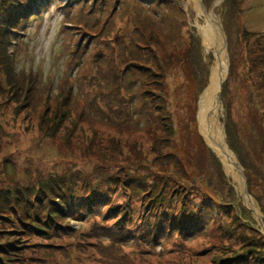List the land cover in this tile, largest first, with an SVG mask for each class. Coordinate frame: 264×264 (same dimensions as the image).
<instances>
[{"label": "rangeland", "instance_id": "rangeland-1", "mask_svg": "<svg viewBox=\"0 0 264 264\" xmlns=\"http://www.w3.org/2000/svg\"><path fill=\"white\" fill-rule=\"evenodd\" d=\"M7 2L0 0V23ZM35 2L31 13L25 16L27 23L22 33L12 35L10 46L5 48L13 54L14 64L2 59L0 30V204H8V211L20 195V203L29 214L35 207L43 212L52 198L62 202L57 200L61 191L58 184L64 186L63 192L69 188L76 199L91 191H102L107 197L90 209L79 199V211L96 210L99 204L98 215H79L75 211L73 218L62 220L65 217L59 214L49 238L32 237V246L34 240L38 243L33 247L29 241L23 243L27 248L24 257L42 252L50 257L55 249L56 264H111L107 258L125 264L117 260L119 256L130 264H230L227 257L244 253L247 261L234 264L260 263L259 257H264V212L257 200L260 198L264 205V188L259 186L264 170L261 179L250 182V197L262 218L250 212L252 220H246L230 202L233 198L227 185L233 186L232 177L228 179L223 168H215L198 138L197 103L214 62L211 51L208 54L203 50L196 30L195 24H203L204 17L197 18L192 9L187 12L186 0ZM203 3L220 21L226 37L227 74L223 82L226 86L221 87L219 122L224 132L228 126L233 146L247 165L253 166L251 173L256 176L255 167L264 164V0ZM67 5L84 28L71 26L73 18L63 8ZM78 41L86 48V54L82 48L75 56H69ZM201 49L202 60L197 57H201ZM7 57L9 60L11 56ZM98 61L103 67L111 62L119 65L105 71L109 72L112 86L124 96L122 103L110 112L98 102L101 113L108 118L88 109V102L94 97L103 99L102 90L97 91L101 94L94 93ZM168 61L173 63L172 70L165 72L164 62ZM200 63L206 64V74L202 76L200 68L193 66ZM146 68H153L157 76ZM21 69L37 72L33 93L28 91L30 82L20 81ZM64 79L70 81L76 96V112L71 100L56 97L59 88L64 87L59 85ZM159 84L163 86L158 88L163 97L155 99ZM133 99L138 101L132 102ZM79 100L85 104L81 118L77 116ZM107 102H111L109 97ZM132 108H136L137 116L132 114V119L127 120ZM155 179L179 190L178 200H186L181 205L175 201L174 192L166 193L163 212L167 217L182 210L207 216L201 221L186 219L185 226L191 224L200 235L175 244V237H164L169 229L165 223L162 228L156 227L162 235L153 248L149 236L144 234L137 242V235L130 237L119 231L117 223L128 225V219L133 224L137 219L140 226L141 221L149 222L143 213L147 197L137 193L136 188L156 191ZM147 195L150 199L151 193ZM119 204L124 206L123 212L131 213L130 217L110 212L108 206ZM65 208L68 210V206ZM119 218L122 220L116 223ZM16 219L17 215L15 220L9 219L11 229L17 230ZM238 222L242 225L236 236L232 231ZM116 232L121 233L115 235ZM240 232L245 236H239ZM19 238L23 240L24 236ZM113 238L117 243L109 244L108 239ZM59 240L65 242L60 244ZM17 244L20 246V241ZM19 251L20 248L14 249L10 256L19 258ZM26 262L39 264L28 259Z\"/></svg>", "mask_w": 264, "mask_h": 264}, {"label": "trees", "instance_id": "trees-1", "mask_svg": "<svg viewBox=\"0 0 264 264\" xmlns=\"http://www.w3.org/2000/svg\"><path fill=\"white\" fill-rule=\"evenodd\" d=\"M36 0H32L33 3H30L27 0H8L7 3H5V8H4V14L1 17V35L3 38V43H2V59L6 62L12 63L14 64V56L13 54H11L10 52L7 53V51L5 50V48H8V46H10L11 44V38L13 37L12 35H18L20 33H22L21 31L23 30V26L26 25V19L25 16L26 14L31 13V11L34 8V4H37L35 2ZM46 3H50L51 0H42ZM204 4V3H203ZM206 10L207 7L204 4ZM143 7V6H142ZM36 8V7H35ZM37 8L39 9L40 6L37 5ZM63 8H67L64 9L66 15H69L73 18L74 23L71 24V26L77 30H80L81 28H84L85 25L80 24L81 23V19L78 17V15H73V10H70V8H68L67 6H64ZM190 12V11H189ZM190 15V13H189ZM68 23V22H67ZM4 32V33H3ZM150 36L152 39L153 37L151 35ZM155 40L153 39V42ZM83 50V53L86 54V48L81 44V41H78L77 44H74V46L72 47L73 50L69 51V56H75L77 53L81 52L80 49ZM71 49V47L69 48ZM10 55V59L8 60L7 55ZM212 56V55H211ZM198 58H200L201 60L203 59L202 56V49H201V57L199 56V54L197 55ZM101 62H103L100 59ZM72 62V61H71ZM70 62V63H71ZM80 63V61H79ZM78 63V64H79ZM203 63V62H202ZM210 62H207L206 64H209ZM164 64L166 65L164 67V71H168V70H172V64L170 61L168 62H164ZM202 65L201 63L199 65H193L195 68L199 69L201 71V76L203 75L204 72H206L205 69V65ZM118 65L117 63H110L109 66H115ZM103 67L102 64L98 61V64L96 66V76L94 78V84L96 85L97 88L96 92L94 91L95 95L97 94H101L102 92L97 93V91L102 90L103 91V99H101L100 97L96 96L93 98L92 102H88V109L89 111L94 109L95 113L100 114L102 118H108L110 116H107V114H103L101 113L102 111L100 110V108L98 107V102L103 103L106 106V109H108L110 112L115 111L116 108L115 106L119 105L122 103V99L124 98V96L122 95L121 92H119V88H115L112 86V83L109 79V72H106L107 70H110V67ZM119 67V65L117 66ZM106 69V71H105ZM148 73L157 76L156 71L153 68H146ZM124 73H127V70L123 69ZM158 74L160 75V72H158ZM206 74V73H204ZM20 77V81L22 82H30L29 83V89L28 91H31V93H33V89H35V87H37V81H38V74L37 72L28 69L27 71L21 69L19 71V75ZM104 81V82H102ZM226 82V81H225ZM224 82V83H225ZM70 81L68 82V80L63 81V83H59L63 84L64 87L59 88V92L57 94L56 97H60V99L62 101L64 100H71V108L73 109V112H76L75 107H74V98L76 96H74L72 94V88L70 89L69 85ZM160 83H162V81L160 80ZM223 83V88H225L226 84L224 85ZM208 84V82H207ZM206 84V86H207ZM146 85V84H144ZM205 86V87H206ZM162 85L159 84V86L156 88V93L158 95H155L154 98L155 99H159L163 97V92L161 91L162 89ZM204 87V85H203ZM202 87V89H203ZM222 87V86H221ZM146 88V87H145ZM161 88V89H158ZM105 89V90H104ZM107 97L110 98L111 102H107ZM136 98V97H134ZM138 100L133 99L132 102H137ZM124 104V103H123ZM96 110H95V107ZM157 107H159V105H156ZM78 107L80 108L79 113H78V117H82L85 114V110H83L85 108V104L84 102H82L81 100L78 101ZM47 109V108H46ZM132 113L130 114V116H128L126 119L131 120L132 119V114L134 116V118L137 116V112H136V108H132ZM121 114V113H120ZM65 115V114H64ZM227 128V129H226ZM225 136H226V143H227V147H229V149L231 150V152H233L235 154V156L237 157V162L239 163V165L241 167L244 168V176L246 178V183L248 182L249 187L247 185V192L250 195L251 194V188H250V182H254L257 181L259 179H261L262 176V172L264 170V164L258 167H255V174L256 176H253L251 173V168L253 166H248V162L246 160H244L238 153V150H236V148L233 146L232 140H231V134L228 131V126L225 127ZM198 138L200 139L199 142H201L204 145V152L210 157L211 160H213L214 166L215 168L218 169V171H221L222 167L221 164L218 160V158L211 152L210 149H208L202 138L200 136H198ZM154 161H156V158L154 159ZM260 164V163H259ZM224 175V174H223ZM224 178V176H223ZM155 188L156 191H159L158 193L155 194L156 191H152L151 189L147 192L151 193L150 199H148V195L147 192L144 191L142 188H136L137 193H140V195L147 197V202L146 205L143 209V213H146V217L148 219V223H145L143 221H141L142 226L136 224L137 219L135 220L134 224L133 222L130 221V219H128V225L125 223V225L123 226L121 223H117L119 220H122V218L125 216L130 217L131 213L129 212H123V208L124 206L122 205H117V207L113 206H108L110 209V212H118L120 214H122V218H119L116 220L117 225L119 226V231H121L122 233H128L130 237L137 235L138 238L136 239L137 242H139L141 240V238L145 235L149 236L150 239V246H152L153 248L156 246L155 243H157L159 236L162 235V232L160 230V228H162L165 223H168L167 225V231L164 232V237H166V239H171L172 237H175L176 242L175 244H179L181 240H183V238H194L197 235H200L201 233L198 232L196 234V229L197 228H193L190 224H188V226H185V223L187 222V218L189 219V222H193L195 221V218H197L199 221L201 220H206L207 216H202V217H198L197 216V211H189V212H185L184 210H182L180 213H176L173 216L167 217L166 215V211H164V203L165 201L163 199H166L165 194L169 193V192H174L175 194L173 195L175 198V201L179 202L181 205H185L186 204V200L185 198H183V202L182 200H178V196L177 193L180 194L179 190L176 189H171L167 184L165 183H161V181H159L158 179H155ZM227 185V184H226ZM133 186V185H132ZM137 186V185H135ZM159 186V187H158ZM260 187L264 188V179L262 180V182L260 181L259 183ZM58 190H61L59 193V197L57 198V200H61L62 202L53 200V198L50 200L51 204L47 205V209L43 212H39L37 210L38 207H35L33 209V212L31 214H29L27 212V207L24 205H21L20 201V195H18L17 197H19L13 204H11V206H9L10 210H6L8 207V204L6 206H4V204H0V264H16L17 261H19V263L21 264H27V259L31 262H37L39 264H56V260H57V256L56 255V251L55 249H53V252L50 254V257L42 252L40 254H34L30 255L28 254V256L24 257V253L27 250V248H25L24 246V242H30L31 247L38 245L37 241L34 240L33 242L35 243V245L32 246V239L33 238H49L50 235V230L53 229V227H55L57 224L56 223V218H59V214L64 216L65 218H63L62 220H66V219H71L74 217V212L76 211L79 215L81 214H87V215H94L95 213H97V209L99 208V204L96 208V210H88V211H79L82 210V208L77 204L78 200L80 199V204H85V206H88L90 209L92 207L93 204L97 203V202H101V200L106 199L107 195L104 194V192L102 191H91L88 196H83L80 195L78 199H76L75 194L69 189V188H64L65 192L62 191L63 189V185L62 184H58L57 186ZM227 189L228 192L231 194L233 200L230 201L232 203V205H236L237 209L241 210L243 213V218L246 220H252L251 219V213L249 210H247L245 207L242 206V204L240 203V199H239V195L237 194L235 188L231 185H227ZM53 195V194H52ZM155 195V196H154ZM158 195V196H157ZM110 196V194L108 195V197ZM252 196V194H251ZM260 204V207H262V210L264 212V205L261 204V200L260 198L257 200ZM41 203V202H38ZM68 206V210H66L65 207ZM120 209V211L117 210ZM12 211H14L15 213H12ZM66 211V212H65ZM15 215H17L18 219H16V223H18L16 226L18 227L17 230L11 229V227L8 226L9 219H14L15 220ZM83 215L81 217H83ZM98 215V213H97ZM151 215V216H150ZM166 217L169 222L164 221V218ZM236 218V216H235ZM236 221H238L236 219ZM5 222V223H3ZM241 223L238 222L236 226V228L232 231L233 233H235V235L237 236L238 230L241 229ZM234 226V227H235ZM156 227H160V228H156ZM192 227V228H190ZM203 227V225L201 224V228ZM233 227V228H234ZM108 229V228H106ZM200 229V228H198ZM204 229V228H202ZM201 229V230H202ZM253 229V228H251ZM143 231V234H141ZM121 232H116L114 233L115 235L121 233ZM75 234H79L76 231L74 232ZM113 234V233H112ZM196 234V235H195ZM21 236H24V239L22 240V238H19ZM239 236H245V234H243V232L239 233ZM33 237V238H32ZM257 237H259L261 239V235L257 234ZM69 238V237H68ZM244 239V238H242ZM180 240V241H179ZM17 241H20V246L17 244ZM60 241V244H62L65 241ZM109 244H116L117 240L116 238L113 239H108ZM154 242V243H153ZM28 245V246H30ZM66 245H69V243H67ZM57 248H60L61 246H56ZM20 248L19 251V255H17L16 257L19 258H15L13 259L10 256L11 251H13L14 249H18ZM30 251V249H29ZM28 251V253H29ZM249 251V250H248ZM23 252V253H21ZM34 253V252H33ZM110 253V252H109ZM102 254V253H99ZM111 255H113L112 253H110ZM264 254V253H263ZM65 257H67V253L64 254ZM36 256V257H35ZM102 256H105V253L102 254ZM232 256V255H231ZM227 257V259L229 260L230 264H234L236 262H240V261H247V258H244V253H240V254H233L232 257ZM107 259H111V264H116V262H114L115 260L112 258H107ZM125 258L122 257H117V260L124 262L125 264H130V262H125L124 261ZM226 259V258H224ZM260 263L258 262L257 264H262L264 262V257H259ZM225 263V262H224Z\"/></svg>", "mask_w": 264, "mask_h": 264}, {"label": "bare ground", "instance_id": "bare-ground-1", "mask_svg": "<svg viewBox=\"0 0 264 264\" xmlns=\"http://www.w3.org/2000/svg\"><path fill=\"white\" fill-rule=\"evenodd\" d=\"M215 1L217 4L221 2V0ZM186 9L187 12L192 9L196 17H204L203 24L200 22L195 24L196 30L201 38L203 50L207 53L211 51L210 53L214 59L208 78V84L199 96L197 103L196 121L199 135L203 138L205 146L210 149L220 161L226 177L228 179L232 177L234 181L232 185L242 199L244 207L249 211L254 210L256 212L257 209L251 197H245L243 181L239 173V167L236 164V158L227 148L221 131V123L219 122L221 108L218 103V95L222 82L227 74V51L226 48H224L225 39L219 28L216 17L212 12L206 10L203 0H186Z\"/></svg>", "mask_w": 264, "mask_h": 264}, {"label": "water", "instance_id": "water-1", "mask_svg": "<svg viewBox=\"0 0 264 264\" xmlns=\"http://www.w3.org/2000/svg\"><path fill=\"white\" fill-rule=\"evenodd\" d=\"M214 8V7H213ZM213 11V10H212ZM214 15V14H213ZM215 16V15H214ZM216 17V16H215ZM217 19V18H216ZM217 22H218V25H219V28L221 29V32H222V35H223V37H224V39H225V45H224V48H226V37H225V34H224V31H223V28H222V25H221V23H220V21L217 19ZM226 80V77H225V79H224V81ZM223 81V82H224ZM222 82V83H223ZM220 91H221V89H220ZM220 91H219V95H218V103H219V106H220V108H221V97H220ZM219 117H221L220 115H219ZM198 125V124H197ZM221 131H222V133H223V139L225 140V133H224V127H223V125L221 124ZM236 160V159H235ZM236 164L238 165V167H239V173L241 174V177H242V181H243V190H244V194H245V197H250V195L248 194V192H247V184H246V178H245V176H244V174H243V169L241 168V166L238 164V162H237V160H236ZM251 213L254 215V216H256L257 218H262V216H261V214L258 212V210H256V212L254 211V210H251Z\"/></svg>", "mask_w": 264, "mask_h": 264}]
</instances>
